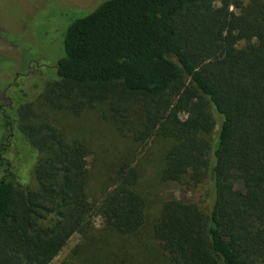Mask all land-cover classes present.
<instances>
[{
	"label": "trees",
	"instance_id": "1",
	"mask_svg": "<svg viewBox=\"0 0 264 264\" xmlns=\"http://www.w3.org/2000/svg\"><path fill=\"white\" fill-rule=\"evenodd\" d=\"M53 70L1 115L36 160L0 151V264H264V0H106Z\"/></svg>",
	"mask_w": 264,
	"mask_h": 264
},
{
	"label": "rangeland",
	"instance_id": "2",
	"mask_svg": "<svg viewBox=\"0 0 264 264\" xmlns=\"http://www.w3.org/2000/svg\"><path fill=\"white\" fill-rule=\"evenodd\" d=\"M104 1L0 0V35L5 36H0V122L1 115L14 120L17 107L39 95L44 84L53 77L52 70L62 55L63 35L67 28ZM86 119L85 125H92L91 119ZM17 132L14 123L5 130L0 129V143L4 148L0 150L1 155L10 162V171L11 165L14 166L13 174L18 183L32 188V185L35 186L33 167L36 153ZM156 147L151 145L148 149ZM3 172L4 169L0 168V179ZM143 180L154 184L150 170L146 171ZM154 186L165 197L186 196L185 186ZM99 223V219H96L97 226ZM77 240L78 236L72 237L51 264H61Z\"/></svg>",
	"mask_w": 264,
	"mask_h": 264
}]
</instances>
